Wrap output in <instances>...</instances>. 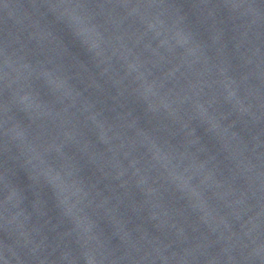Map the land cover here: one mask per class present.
<instances>
[{"label":"water","instance_id":"95a60500","mask_svg":"<svg viewBox=\"0 0 264 264\" xmlns=\"http://www.w3.org/2000/svg\"><path fill=\"white\" fill-rule=\"evenodd\" d=\"M0 264H264V0H0Z\"/></svg>","mask_w":264,"mask_h":264}]
</instances>
